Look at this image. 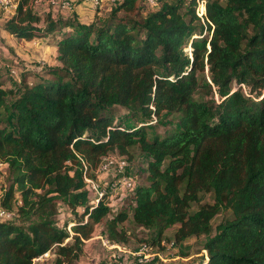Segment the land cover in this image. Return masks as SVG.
I'll list each match as a JSON object with an SVG mask.
<instances>
[{"label":"trees","instance_id":"16d2710c","mask_svg":"<svg viewBox=\"0 0 264 264\" xmlns=\"http://www.w3.org/2000/svg\"><path fill=\"white\" fill-rule=\"evenodd\" d=\"M35 1L16 0L7 34L41 36ZM157 2L121 0L90 25L49 21L61 67L19 93L0 78V205L16 212L0 222V264L53 251L44 264H74L104 221L110 243H125L128 213L109 221L106 202L92 208L84 176L134 149L150 161L132 219L154 231L151 246L178 226L177 243L205 237L199 264H264V0ZM115 106L140 124L117 123ZM164 117L175 126L161 136L152 122ZM59 204L84 209L73 235L57 224Z\"/></svg>","mask_w":264,"mask_h":264},{"label":"rangeland","instance_id":"374dc122","mask_svg":"<svg viewBox=\"0 0 264 264\" xmlns=\"http://www.w3.org/2000/svg\"><path fill=\"white\" fill-rule=\"evenodd\" d=\"M85 4V5H84ZM204 2L200 1L198 12L200 15L205 11ZM89 4L79 0L73 6V10L66 12H52L45 13L42 8H38L36 13L41 15V23L38 25L42 30L41 36L32 40L19 39L8 35L4 31V23L11 17L12 12H6L0 8V78L5 86H14L15 91L19 93L23 85L35 82L38 77L34 74H42L55 67V62L58 56L53 49L55 42L53 36L47 33L46 26L49 21L65 22L90 25L96 21L98 17H104L101 13L112 9V4L105 1L101 9H94ZM78 8H82L81 10ZM88 8V11H87ZM97 15V16H96ZM38 50L41 52L34 58H27V54L31 51ZM190 49L188 48L187 51ZM54 64V65H52ZM9 65H15L18 68V76L11 77L9 72ZM61 67V66H60ZM32 68V70H30ZM11 89V88H7ZM117 123H122L123 126L134 127L140 124L138 118L134 117L129 111L121 107L115 106L112 110ZM171 117H164L163 120L158 121L154 118L153 127L159 135L164 136L165 130L173 128L175 121ZM132 156L129 158L128 175L135 181V189L124 195L116 192L114 180L111 177L102 176V191L105 193L106 200L111 201V216L112 217L121 211L128 213V219L120 225L127 232V240L122 244H115L117 246H109L107 241V222L104 221L94 227V232L90 239L84 240L82 246V254L74 264H199L201 259L205 257L206 252L203 250L205 237H193L184 242L177 243L174 240V234L178 226L167 230L164 234V241L160 245L151 246L154 231L139 227L133 222L132 209L135 206L133 194L135 190L147 184L149 157L142 153L139 149H134ZM116 156L118 154H110ZM119 156V155H118ZM7 170L0 165V195L8 188L9 181L7 177ZM108 185L113 183L111 186ZM17 201L18 197H17ZM212 199L207 196L203 203H211ZM58 215L56 216L57 224L60 228L66 227L73 235L71 230L79 216L83 213L82 208L78 209L76 213L72 212L63 204L58 206ZM224 215H218L213 221V229L223 220ZM110 242V241H109ZM112 245V243H110ZM146 247L147 260L144 263L139 262L137 253ZM183 253H188L183 256ZM55 258L54 251L50 252V257L38 264L49 263Z\"/></svg>","mask_w":264,"mask_h":264},{"label":"built area","instance_id":"2783aa9c","mask_svg":"<svg viewBox=\"0 0 264 264\" xmlns=\"http://www.w3.org/2000/svg\"><path fill=\"white\" fill-rule=\"evenodd\" d=\"M79 0H36L35 1V13L38 8H42L45 13L54 12H70L73 10V6ZM84 3L89 4L94 9H101L105 1L112 4V8L119 4L121 0H82ZM146 5L151 8H155L158 5L157 0H145ZM0 8L5 10L6 12H12V14L16 11L17 2L16 0H0ZM37 14V13H36ZM40 18L41 15L37 14ZM9 72L11 77H17L19 72L18 68L15 65H9ZM0 165L4 166L7 169V164L3 163L0 160ZM129 162L126 158L121 156H113L109 155L103 158L101 164L95 170L94 174L96 175V179H92L88 176H84V182L86 188L89 192L90 198V206L97 207L102 201L106 202V205L112 210L111 201L106 200L105 193L102 191V176L111 177L114 180L113 187L116 189V192H120L121 195H124L128 192H131L135 189V181L133 178H130L128 175ZM113 183L108 185L111 186ZM17 204H20L17 201ZM84 211V209H82ZM92 210V209H91ZM16 218L15 210H7L0 205V222L4 221H14ZM88 217H85V221H87ZM109 246H117L115 244H110L109 241L107 243ZM147 248L144 247L137 253L139 256V262L144 263L147 260ZM50 257V252L38 257L35 259V263L44 262Z\"/></svg>","mask_w":264,"mask_h":264},{"label":"crops","instance_id":"0c3cea01","mask_svg":"<svg viewBox=\"0 0 264 264\" xmlns=\"http://www.w3.org/2000/svg\"><path fill=\"white\" fill-rule=\"evenodd\" d=\"M85 5V4H84ZM89 8H90V6H89ZM78 9H82V8H78ZM87 11H88V8H87ZM111 11H112V9L111 10H109V11H103L101 14L105 17V16H108L110 13H111ZM15 13V12H14ZM14 13L12 14V16L14 15ZM39 27V26H38ZM39 28H41V27H39ZM42 30L40 29V32H41ZM9 35V34H8ZM10 36H12V35H10ZM53 49L55 50V52H56V56H58V53H57V47L56 46H53ZM41 52H39L38 50H36V51H31V52H29L26 56H27V58H34V57H36L37 56V54H40ZM56 64H55V67H51V68H59L60 66H61V64L59 63V61H58V58H57V61L55 62ZM52 65H54V64H52ZM30 70H32V68L30 69ZM45 75V72L44 73H42V74H34L33 76H37V77H42V76H44ZM4 87L7 89V88H11V89H14L15 87L14 86H5L4 85ZM15 90V89H14Z\"/></svg>","mask_w":264,"mask_h":264}]
</instances>
